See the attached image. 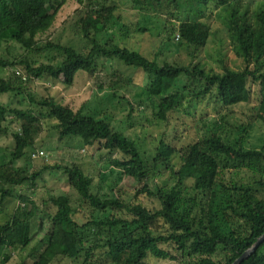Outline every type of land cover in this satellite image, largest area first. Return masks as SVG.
Segmentation results:
<instances>
[{
	"label": "trees",
	"instance_id": "1",
	"mask_svg": "<svg viewBox=\"0 0 264 264\" xmlns=\"http://www.w3.org/2000/svg\"><path fill=\"white\" fill-rule=\"evenodd\" d=\"M75 1L80 6L75 13L76 27L86 44L80 52L55 43L53 38L41 41V37L52 35L68 0H0V70H11L9 77L0 76V96L20 98L18 107L0 102V140L10 138V160H0V215L18 192L22 202L0 224V264H9L11 251L26 250L33 244V222L38 217L42 220L38 229L44 230L50 223L46 239L19 264H59L64 260L148 264L150 260L172 259L163 246H172L190 258L189 264H234L264 235V146L246 149L243 143H231L213 132L175 148L165 136L152 160L145 159L135 141L112 127L109 114L99 117L100 113L86 106L75 111L56 97H37L31 82L48 80L72 87L79 74H92L99 61H119L148 76L144 112L152 109L153 118L160 122L179 112L189 92L198 99L217 94L222 105L232 108L251 101V85L260 87L257 119L264 122V2L253 8L241 1L184 0L190 10L205 9L207 16L180 22L168 32V42L185 50L192 61L198 60L213 35L211 5L215 3L222 11L219 15L226 23L236 58L233 62L222 55L217 68L201 61L188 66L160 65L113 33L115 25L122 23L117 0ZM170 1L180 8L181 0ZM131 3L149 13L150 3L163 5L162 0ZM167 11L175 16L171 8ZM122 28L130 30L125 24ZM135 29L139 34L148 32L140 24ZM17 50L26 51L25 55ZM33 53H59L62 60L55 62L52 57L38 63L31 58ZM122 75L114 74L111 81L112 102L121 98L120 90L135 83ZM184 78L200 82L204 88L194 92ZM103 88L101 85L100 90ZM122 100L130 107L129 116L139 108ZM25 104L28 108L23 109ZM44 123L55 124L52 130L57 131L60 142L79 138L87 149L103 151L109 156L103 169L120 170L140 186L138 192L119 189L114 197H102L93 192L94 179L77 164L52 163L43 153L31 155ZM115 153L122 158L113 157ZM20 162L26 166H18ZM167 170L174 186L157 183L150 187ZM44 175L66 177L78 206L71 202L72 193L65 202L48 197L43 207L30 200L24 188L36 191ZM149 200L156 201L159 209L148 208ZM241 264H264V243Z\"/></svg>",
	"mask_w": 264,
	"mask_h": 264
},
{
	"label": "rangeland",
	"instance_id": "2",
	"mask_svg": "<svg viewBox=\"0 0 264 264\" xmlns=\"http://www.w3.org/2000/svg\"><path fill=\"white\" fill-rule=\"evenodd\" d=\"M227 1L229 3L241 1L243 5L251 4L253 8L264 2V0ZM162 2V7L158 4L150 3L151 10L149 13L133 6L131 0H117V6L120 7L118 15L122 17V23H117L113 29L117 39L140 52L146 58L153 61L156 60L160 65L167 62L188 66L191 63L197 65L201 61L220 68L221 65L218 61L222 55L235 62V53L228 36L226 23L222 18V14L219 15L222 11L219 7H216L215 3L211 5V13L214 16L211 21L213 35L207 48L199 53L198 60L192 61L185 50L179 49L175 43L168 42V37L172 32L170 30L178 28L180 22L186 21L187 18L193 20L204 19L207 16L206 10L204 9L201 12L194 11V9L190 10L184 4V0L180 1V8H176L174 4L172 5L170 0L168 2L162 0ZM79 8L80 6L75 0H68L58 18L52 35L48 36L47 34L41 37V41L45 42L53 38L52 40L55 43L73 47L79 52L85 50L86 44L83 42L76 27L78 19L75 13ZM168 8L174 11V17L168 14ZM124 24L128 25L130 30H124L122 28ZM138 24L148 29V32L143 34L135 33L134 30H136L135 28ZM17 52L25 55L24 52L26 51L17 50ZM52 57H54L53 61L55 62L62 60L59 53H48L46 55L45 53H33L31 55V58L38 63H42L45 60L49 61ZM8 58L10 57L6 59ZM116 73H122L124 75H122L123 78L131 77L135 83L132 82L125 89L120 90L119 95L121 98L112 102V89L114 88H111V81ZM10 74L11 70L9 69L0 70L1 77H9ZM148 80V76L144 72L128 67L119 61L109 63L101 60L94 68L92 74H79L72 87H67L62 83L53 84L48 80H33L31 82V91L37 97H56L75 111L81 109L82 106H86L97 114L100 113L99 117H103V114L106 113L109 114L112 120L109 118L108 122H112L113 128L117 131L125 132L129 139L135 141L140 146V151L145 159L152 160L159 141L165 136L168 137L167 140L175 148L200 141L213 132H218L224 140L231 143H243L246 149H261L264 146V122L257 119L261 101L260 87L251 85V101L232 108H226L222 105L217 94H210L205 98L198 99L189 92L179 106V112L170 118L169 121L160 122L153 118L152 109H149L147 113L144 112V103L147 101L145 91ZM183 80L189 89L194 92H200L204 88V84L200 82H191L187 78ZM101 85H104L103 90H100ZM122 99H127L132 105L135 107L139 106V108H136L132 115L129 116L130 107ZM19 101L20 98L14 94L0 96V102L6 106L18 107ZM26 108H28V104L23 106V109ZM54 125V123H44L42 133L37 139L36 148L31 152V155L43 153L45 155L44 158L52 163L77 164L94 179L93 192L102 197H114L119 189L129 190L131 194L138 192L140 186H137L133 179L126 178L120 170L103 169V165L109 157L107 154L98 149H87L79 138L71 137L60 142L57 131H53ZM9 142V137L0 140V160L3 162H9L10 160L9 151L7 150ZM113 157L122 158L119 153L113 154ZM17 165L26 166L24 162L17 163ZM27 166L29 165L27 164ZM162 174L160 178L150 183V187L155 186L157 183L164 186H174L175 182L173 178H170V171L167 170ZM24 190L26 192L25 195L30 200L36 201L40 207H43L45 200H49L48 197L53 198L56 196L59 201L65 202L67 201V195L72 193L70 187L67 186L66 177H53L50 175H44L36 191L28 190V188H24ZM20 196L21 193L18 192L14 196V201H8L5 206V213L0 215V224H4L8 216L14 214L21 205ZM70 197L72 204L78 206L79 202L76 198V193L74 194L73 192ZM147 206L154 210L160 207L153 200L147 201ZM33 223L36 228L33 244L26 250L11 251L12 259L9 264H19L23 259L30 258V254L38 244L46 239L50 223L45 224L44 230L38 229V225L42 223L40 217L36 218ZM162 248L171 253L172 259L167 261L150 260L148 264L191 263L190 258L187 256L183 257L174 247L163 246ZM59 264H87V262L64 260Z\"/></svg>",
	"mask_w": 264,
	"mask_h": 264
},
{
	"label": "water",
	"instance_id": "3",
	"mask_svg": "<svg viewBox=\"0 0 264 264\" xmlns=\"http://www.w3.org/2000/svg\"><path fill=\"white\" fill-rule=\"evenodd\" d=\"M263 243H264V235L257 241V243L251 249H249L239 259H237L234 262V264H241L242 262H244L246 259L252 256Z\"/></svg>",
	"mask_w": 264,
	"mask_h": 264
}]
</instances>
